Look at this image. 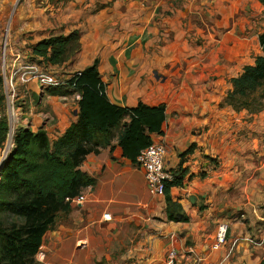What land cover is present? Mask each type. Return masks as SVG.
<instances>
[{
    "label": "crops",
    "instance_id": "1",
    "mask_svg": "<svg viewBox=\"0 0 264 264\" xmlns=\"http://www.w3.org/2000/svg\"><path fill=\"white\" fill-rule=\"evenodd\" d=\"M263 28L258 0H0V72L12 76L22 128L43 127L52 142L76 121L79 100L49 96L24 73L61 85L97 61L112 104L164 106L152 143L164 144L166 170L184 171L169 196L187 221L175 222L164 198L149 195L142 168L121 156L116 130L112 151L85 157L80 170L94 184L46 231L38 263L165 264L170 250L175 264L264 261V109L233 111L226 101L230 79L261 55ZM72 32L80 48L65 65L29 63L34 44ZM220 223L225 241L213 249Z\"/></svg>",
    "mask_w": 264,
    "mask_h": 264
},
{
    "label": "trees",
    "instance_id": "2",
    "mask_svg": "<svg viewBox=\"0 0 264 264\" xmlns=\"http://www.w3.org/2000/svg\"><path fill=\"white\" fill-rule=\"evenodd\" d=\"M258 1L264 7V0ZM259 43L261 55L254 64L245 66L240 75L229 81L232 90L226 101L233 111L259 112L250 109L248 100L264 87V28ZM79 48L77 32L50 36L31 47L29 63L36 62L43 68L61 67ZM44 89L49 96L78 94L77 119L52 142L43 127L36 131L22 127L15 130L14 148L0 172V264H40L35 256L46 231L59 214L70 210L72 201L83 189L94 184V179L80 170L81 164L98 148L110 147L112 151L116 130L121 156L136 165L139 152L152 143L153 135L162 133L164 106L138 103L122 108L112 104L107 99L97 61L71 74L63 84ZM1 90L0 76V111L5 113ZM4 113L0 117V144L8 128ZM181 166L167 170L173 180L165 184L163 197L169 207L167 217L175 222L187 221V216L178 212L179 204L171 202L169 196L172 187H182Z\"/></svg>",
    "mask_w": 264,
    "mask_h": 264
},
{
    "label": "built area",
    "instance_id": "3",
    "mask_svg": "<svg viewBox=\"0 0 264 264\" xmlns=\"http://www.w3.org/2000/svg\"><path fill=\"white\" fill-rule=\"evenodd\" d=\"M5 43L2 46V58L5 61ZM33 77L37 80L38 85L41 88L48 86H57L59 83L57 80L47 74L38 73L36 70L31 69V72H26L22 76V81L25 83L26 77ZM6 81L8 82V88L10 91V96L7 95L4 88V102H5V115L7 119V132L4 140L0 144V166L3 165L8 159L10 153L14 148V136L16 125L18 123L17 113H22L21 106L15 104V92L14 83L12 81V76L6 74ZM166 155V148L164 144L161 143H151L146 148L142 149L137 158V165L142 168L144 179L146 182L147 190L149 195L152 197L163 198L165 184L173 180V176L164 167V160ZM85 196L83 194L77 196L74 201L77 205H82L84 203ZM103 219L109 221L111 219L109 214H104ZM227 231V225L225 223H220L217 227L215 242L212 245L213 249H218L225 241V235ZM165 264H175V252L170 250L165 258Z\"/></svg>",
    "mask_w": 264,
    "mask_h": 264
},
{
    "label": "rangeland",
    "instance_id": "4",
    "mask_svg": "<svg viewBox=\"0 0 264 264\" xmlns=\"http://www.w3.org/2000/svg\"><path fill=\"white\" fill-rule=\"evenodd\" d=\"M8 36H9V25H7L3 31L4 39H7L6 37H8ZM0 65H1V63H0ZM5 74H7V73L6 72H0V76L2 78V88H3V90L5 88L7 95L10 96V91L8 88L9 85H8V82L6 81V75ZM17 101L15 99L16 105H18L19 103L21 104V101H19V100H17ZM248 103H249L250 109L252 111H254L256 109H258L259 111L263 110L264 109V87L262 89L258 90L254 95L250 96ZM32 104H34V103L32 102ZM21 118H22V114L20 112H18L17 113L18 123L16 125V128L22 127L20 125L21 124Z\"/></svg>",
    "mask_w": 264,
    "mask_h": 264
},
{
    "label": "water",
    "instance_id": "5",
    "mask_svg": "<svg viewBox=\"0 0 264 264\" xmlns=\"http://www.w3.org/2000/svg\"><path fill=\"white\" fill-rule=\"evenodd\" d=\"M3 165L0 166V172H1L2 168H3ZM192 200H193V196L190 197V201H192Z\"/></svg>",
    "mask_w": 264,
    "mask_h": 264
}]
</instances>
